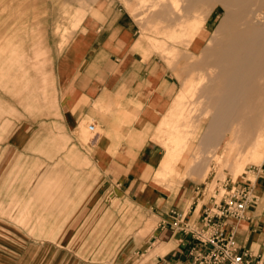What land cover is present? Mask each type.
Instances as JSON below:
<instances>
[{
  "label": "rangeland",
  "instance_id": "obj_1",
  "mask_svg": "<svg viewBox=\"0 0 264 264\" xmlns=\"http://www.w3.org/2000/svg\"><path fill=\"white\" fill-rule=\"evenodd\" d=\"M97 1L0 0V177L3 175L4 186L0 193L2 264H129L139 250L149 249L154 241L151 237L157 220L150 208L120 194L104 181L90 162L88 155L95 139L86 123L75 133V141L65 134L59 136L60 141L53 134L48 146H51L52 153L47 152L44 157L50 163L43 168L48 171L45 180L33 183L43 166L37 161L34 166L27 164L26 154L32 147L28 143L29 135L43 131L44 119L57 117L56 59ZM116 1L138 25L137 45L148 68L159 70L161 76H168L174 87L172 99L163 103L161 118L146 129L147 137L155 142L161 156L154 172L149 173V170L146 178L152 174L154 184L164 185L169 193H180L184 187H201L203 184L213 191L218 181L230 178L240 181L246 169L261 167L264 164V125L261 130L264 123L261 121L264 117V77L259 81L263 83H259L258 97L252 96V111L255 105L257 113L253 111L247 115L246 129H249L243 140L234 143L233 151L223 145L210 157L208 169L192 177L187 171L183 180L179 178V172L168 173L169 164L161 165L169 148L180 153L188 151L186 144L192 139L193 121L202 118L199 113L203 99H198L201 94L198 97L199 93L184 86L185 80H190V75L185 73L190 57L179 52L172 40L173 29L180 26V19L187 16L196 1ZM222 16V8L212 14L208 22L210 33ZM209 42L210 39L206 41ZM192 73L198 77L197 71ZM193 93H196L195 98ZM250 116L253 118L249 119ZM97 131L103 135L100 127ZM257 133L263 137L260 138L261 151L255 149ZM133 145L140 147V143ZM66 146H70V150L67 151ZM30 151L43 157L36 148ZM55 168L60 173L50 176L49 172ZM65 180L73 181L70 192L66 186L71 184H65ZM32 183L37 188L34 202L29 194ZM25 195L29 197L27 200ZM41 200L43 204L39 203ZM55 201L58 206L51 204ZM161 251L166 250L162 248Z\"/></svg>",
  "mask_w": 264,
  "mask_h": 264
},
{
  "label": "crops",
  "instance_id": "obj_2",
  "mask_svg": "<svg viewBox=\"0 0 264 264\" xmlns=\"http://www.w3.org/2000/svg\"><path fill=\"white\" fill-rule=\"evenodd\" d=\"M138 37V25L118 1L98 0L91 7L56 59L57 117L44 119L43 131L29 135L32 147L26 154L27 164L34 166L37 161L43 166L33 183L45 180L48 171L43 168L50 163L44 157L52 153L48 146L53 134L58 138L65 134L75 141V133L84 123H94L103 135L99 133L95 138L88 155L90 162L107 184L150 208L157 220L151 246L139 250L129 264H192V254L206 247L188 232L174 227L173 212L183 215L184 222L192 228H198L211 201L202 194L204 184L169 193L164 185L154 184L152 174L146 178L161 159L146 129L161 118L163 103L172 99L174 87L168 76L148 68L139 53ZM133 143H140V147ZM35 148L43 157L30 151ZM49 173L53 176L60 171L55 168ZM69 182L65 180V184H71L66 186L68 192L74 187L73 181ZM33 183L29 194L34 202L37 188ZM3 187L2 175L1 194ZM253 187L257 202L235 223L233 234L241 251L264 255V164L256 173ZM39 203L43 204L42 200ZM51 204L59 205L57 201ZM162 248L166 251L162 252ZM2 249L0 244V264Z\"/></svg>",
  "mask_w": 264,
  "mask_h": 264
},
{
  "label": "bare ground",
  "instance_id": "obj_3",
  "mask_svg": "<svg viewBox=\"0 0 264 264\" xmlns=\"http://www.w3.org/2000/svg\"><path fill=\"white\" fill-rule=\"evenodd\" d=\"M195 1L191 8L187 5L190 12L186 8L188 14L180 19V26L173 29L172 40L179 47V52L190 57L186 58L185 68L190 80H185L184 86L199 93L198 97L201 94L198 99H203V102L200 101L202 109L198 113L202 118L200 116V121L193 117L200 123L196 125L199 121H193L192 139L186 144L188 151L180 153L169 148L161 164H169L168 173L179 172L181 180L187 171L191 177L203 173L208 169L209 159L215 151L223 145L233 151L234 143L245 138L246 130L249 129H246L248 114L257 107L253 105L252 111V96L259 95V85L263 83L259 81L264 77V0ZM218 8H222L223 16L213 33H210L208 22ZM193 71L198 72V77ZM193 94L195 98L196 93ZM258 135L255 149L261 151L263 146L260 138L263 137Z\"/></svg>",
  "mask_w": 264,
  "mask_h": 264
},
{
  "label": "built area",
  "instance_id": "obj_4",
  "mask_svg": "<svg viewBox=\"0 0 264 264\" xmlns=\"http://www.w3.org/2000/svg\"><path fill=\"white\" fill-rule=\"evenodd\" d=\"M94 139L99 135L94 123L87 125ZM260 167L246 169L242 180L232 178L218 181L213 191L208 186L202 194L208 195L211 203L206 208L201 226L192 228L183 220V215L173 212L174 227L188 232L206 249L192 254V264H264V255L241 251L234 239L235 223L244 217L246 209L257 202L253 184Z\"/></svg>",
  "mask_w": 264,
  "mask_h": 264
}]
</instances>
